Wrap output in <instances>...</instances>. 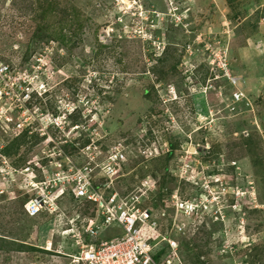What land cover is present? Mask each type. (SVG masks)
I'll use <instances>...</instances> for the list:
<instances>
[{"label": "rangeland", "instance_id": "374dc122", "mask_svg": "<svg viewBox=\"0 0 264 264\" xmlns=\"http://www.w3.org/2000/svg\"><path fill=\"white\" fill-rule=\"evenodd\" d=\"M258 2L0 0V60L25 81L17 101L0 96V264H74L70 221L85 235L93 207L67 196L29 216L25 203L87 144L125 148L121 193L155 182L143 204L163 233L177 219L184 264H264V52L236 38ZM173 194L196 209L175 212Z\"/></svg>", "mask_w": 264, "mask_h": 264}, {"label": "built area", "instance_id": "2783aa9c", "mask_svg": "<svg viewBox=\"0 0 264 264\" xmlns=\"http://www.w3.org/2000/svg\"><path fill=\"white\" fill-rule=\"evenodd\" d=\"M218 66L232 80L227 62L220 59ZM15 74L17 75L9 64L0 60V96H7L14 102L18 98L17 86L25 82L15 81ZM232 81L236 82V79ZM234 97L240 99L242 93L235 92ZM46 117L59 126L64 115ZM52 125H49L50 128ZM73 126L78 127L79 124L75 123ZM47 129L48 127L44 128ZM98 147L96 144L83 146L81 152L87 158L84 164L77 165L69 160V168L58 164V170L50 173L48 169H43V179L33 184L31 190H36L35 194L25 203L28 215L57 212L61 209L58 201L67 196L93 207L94 214L87 220L85 235L73 220L70 221V236L79 246L75 254L69 255L74 264H184L179 244L172 236L181 231V226L176 223L177 219H171V229L168 233H163L159 230L160 223L154 216L153 207L143 204L142 197L149 196L148 192H155V182L151 187H146L148 181H144L145 191L121 193L115 185L127 160L125 148L122 144H116L99 157ZM25 170H31V167ZM178 197L176 194L171 195L170 205L175 212L182 210L188 213L196 209L193 202L181 201ZM73 228L75 233H72ZM110 228L116 230V235L111 239H100L97 244H87L85 241L86 236L92 238ZM165 247L166 253L158 256Z\"/></svg>", "mask_w": 264, "mask_h": 264}, {"label": "crops", "instance_id": "0c3cea01", "mask_svg": "<svg viewBox=\"0 0 264 264\" xmlns=\"http://www.w3.org/2000/svg\"><path fill=\"white\" fill-rule=\"evenodd\" d=\"M253 14H256L255 19L252 24L250 23L248 25L251 32H249V34L238 35L236 38L239 40L242 38L246 44L256 41L258 43V50L264 52V3H255L254 9L250 11L246 18L249 19ZM242 49L246 50L248 49V46L242 47Z\"/></svg>", "mask_w": 264, "mask_h": 264}, {"label": "trees", "instance_id": "16d2710c", "mask_svg": "<svg viewBox=\"0 0 264 264\" xmlns=\"http://www.w3.org/2000/svg\"><path fill=\"white\" fill-rule=\"evenodd\" d=\"M12 147L15 148L14 150H16V151L19 149V145H12V146H7V147H5V148L3 149V152L6 153L7 156H9V155L12 153V150H13V149H11ZM165 253H166V247H165L164 250H162V251L160 252V254H158V256H161V255H163V254H165Z\"/></svg>", "mask_w": 264, "mask_h": 264}, {"label": "water", "instance_id": "95a60500", "mask_svg": "<svg viewBox=\"0 0 264 264\" xmlns=\"http://www.w3.org/2000/svg\"><path fill=\"white\" fill-rule=\"evenodd\" d=\"M190 39H191V40H194V39H195V34H194V33H191V35H190Z\"/></svg>", "mask_w": 264, "mask_h": 264}, {"label": "clouds", "instance_id": "9594fccd", "mask_svg": "<svg viewBox=\"0 0 264 264\" xmlns=\"http://www.w3.org/2000/svg\"><path fill=\"white\" fill-rule=\"evenodd\" d=\"M238 88V87H237ZM239 92V91H238Z\"/></svg>", "mask_w": 264, "mask_h": 264}]
</instances>
